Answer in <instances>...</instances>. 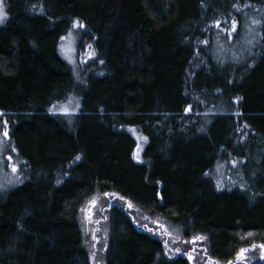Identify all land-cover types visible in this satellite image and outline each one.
Wrapping results in <instances>:
<instances>
[{
  "label": "trees",
  "instance_id": "trees-1",
  "mask_svg": "<svg viewBox=\"0 0 264 264\" xmlns=\"http://www.w3.org/2000/svg\"><path fill=\"white\" fill-rule=\"evenodd\" d=\"M3 4L0 119L20 175L0 191V264H97L78 218L95 194L104 264H193L125 203L200 236L216 264L264 245V0ZM77 22L94 53L78 72L58 50ZM69 99L78 112L55 110Z\"/></svg>",
  "mask_w": 264,
  "mask_h": 264
},
{
  "label": "rangeland",
  "instance_id": "rangeland-1",
  "mask_svg": "<svg viewBox=\"0 0 264 264\" xmlns=\"http://www.w3.org/2000/svg\"><path fill=\"white\" fill-rule=\"evenodd\" d=\"M0 14L6 17L4 4L0 7ZM3 19V21H4ZM2 21V22H3ZM0 22V24H2ZM81 34L77 24H74L72 29L62 38L58 50L61 56L68 61L76 72L80 66L88 65L94 58V53L89 45L91 43L81 46ZM80 65V66H79ZM80 108L79 101L69 99L59 105L55 106V110L65 113H76ZM8 129L5 127L0 119V191L11 187L18 179L19 161L16 157V152L9 145L8 137H4V131ZM133 135L136 139V147L134 151V159L137 163L143 160V152L147 144V137L138 131L135 127L132 129ZM11 158V159H9ZM13 166L16 171L13 172ZM95 202V204H93ZM124 204V203H123ZM108 205L109 201L104 199L102 195L95 194L83 203L79 209L78 218L79 225L84 237V243L90 251L93 259L97 264H104V253L108 241ZM130 204L125 203L123 206L128 210L133 219L149 232L160 237L166 245V253L169 257L176 255H187L191 258L193 264H209L206 256L202 255V246L200 236L186 238L182 235L180 230L175 229L169 222L159 216H148ZM195 240V243L193 241ZM246 258L239 262V264H254L258 258L264 257V251L260 247L253 248L245 254ZM238 264V262H235Z\"/></svg>",
  "mask_w": 264,
  "mask_h": 264
},
{
  "label": "snow or ice",
  "instance_id": "snow-or-ice-1",
  "mask_svg": "<svg viewBox=\"0 0 264 264\" xmlns=\"http://www.w3.org/2000/svg\"><path fill=\"white\" fill-rule=\"evenodd\" d=\"M2 4H3V0H0V7H2ZM3 19H4V16L2 14H0V22H2ZM77 26L83 27V25L82 24H79L78 22H77ZM232 30L233 31L235 30V25H233V29ZM88 47L91 48V45H89ZM3 135H4V137H8L7 130L4 131ZM9 159H11V158H9ZM77 159H79V157H77ZM12 170H13V172H15L17 169H16L15 166H13V169ZM93 204H95V202H93ZM129 206H131V205H129ZM197 239H202V238H197ZM193 243H195V240L193 241ZM255 247L256 246L253 245V248H255ZM259 247L261 248L262 251H264V245H260ZM248 251H249V249H247V248L240 249V251L237 254V262H238V264H239V262H242L246 258L245 254ZM209 264H216V262L210 260L209 261Z\"/></svg>",
  "mask_w": 264,
  "mask_h": 264
}]
</instances>
